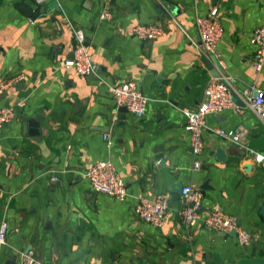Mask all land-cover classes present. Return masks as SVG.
I'll use <instances>...</instances> for the list:
<instances>
[{
  "label": "crops",
  "instance_id": "1",
  "mask_svg": "<svg viewBox=\"0 0 264 264\" xmlns=\"http://www.w3.org/2000/svg\"><path fill=\"white\" fill-rule=\"evenodd\" d=\"M33 6L32 0H0V78L20 77L0 94V108L15 110L0 128V223H7L0 264H19L26 250L45 264H236L264 256V160L253 157L264 150L248 145L264 135L248 106L257 91L264 94V66L254 69L249 42L264 22V0H46ZM212 8L223 29L222 65L213 66L228 80L234 105L205 116L201 165L193 169L184 112L204 99L214 79L196 48L194 20ZM104 11L107 20L99 17ZM138 24L158 25L163 34L139 40L132 31ZM73 28L86 35L95 65L88 76L63 66ZM124 80L135 81L148 98L143 116L115 109L110 89ZM36 116L39 125L29 124ZM238 127L253 152L242 153L216 133ZM105 159L127 187L123 201L92 191L84 176ZM205 182L210 188L202 194L201 216L217 210L235 216L252 235L248 245L201 222L184 228L180 195L172 199L171 191ZM160 193L169 194L170 203L156 227L133 209L140 196Z\"/></svg>",
  "mask_w": 264,
  "mask_h": 264
},
{
  "label": "built area",
  "instance_id": "2",
  "mask_svg": "<svg viewBox=\"0 0 264 264\" xmlns=\"http://www.w3.org/2000/svg\"><path fill=\"white\" fill-rule=\"evenodd\" d=\"M33 3H43L46 0H32ZM103 20L110 18V13L104 11L99 16ZM195 27L198 33L199 43L197 50L205 57L215 59L216 65H222L217 52V44L222 37L223 29L218 21L217 9L212 8L206 14H197L195 16ZM136 38L142 41H151L163 34V29L155 24H138L132 29ZM74 46L71 57L65 59L63 66L73 68L81 76H88L95 70L92 56L86 46L85 32L80 28H73ZM250 44L254 46L253 67L259 71L264 66V22L256 27L250 36ZM20 77H10L8 79L0 78V94L3 93L14 81ZM115 102V109L124 107L128 112L143 116L146 110L148 98L141 92L137 83L133 80H124L113 85L110 89ZM204 99L193 109H187L184 112V129L189 133L190 147L195 156L193 169H199L201 161L197 158L202 150V133L205 129V116L209 113H218L226 108L233 107V100L230 93L229 82L226 78H214L206 83L203 91ZM18 105H22L18 102ZM248 106L264 125V94L260 91L250 97ZM15 117L13 107L0 108V128L7 125ZM216 133L236 145L238 149L245 153L251 151L244 143V134L242 128L223 129L217 128ZM107 144H111L108 135H104ZM253 152V151H251ZM253 157L257 161L264 160V154L253 152ZM86 177L90 189L96 193H103L114 197L120 201L128 197L127 187L110 159L100 160L93 163L86 169ZM56 178H53L55 180ZM181 206L178 210L179 218L186 230H190L197 222L213 231L230 233L232 231L237 235L238 242L241 245H248L252 235L241 228L235 216L217 210L202 217L200 210L202 207L201 190L192 184L181 186L180 192ZM170 203V195L160 193L149 198L140 196L134 205V214L143 222L153 226L160 227L164 223L165 215ZM7 223H0V244L5 243ZM19 264H45L40 261L31 250H26L20 255ZM116 264H124L118 262Z\"/></svg>",
  "mask_w": 264,
  "mask_h": 264
},
{
  "label": "water",
  "instance_id": "3",
  "mask_svg": "<svg viewBox=\"0 0 264 264\" xmlns=\"http://www.w3.org/2000/svg\"><path fill=\"white\" fill-rule=\"evenodd\" d=\"M38 4L34 3L33 8H37ZM202 61L205 63L206 67L210 70L211 75L214 78H220V73L215 69V67L213 66V64L216 65L217 61L215 59L212 60V62L207 58V57H203ZM127 110L124 107H121L119 109V112L121 113V116L123 115V112H126ZM34 121L30 122L29 124H34V125H39L40 121H41V117L40 116H36L34 119ZM248 145L250 148H252L253 150H264V135H261L259 138H250L248 139ZM217 155L220 158H223L224 154L223 151L221 149H217L216 150ZM182 185H176L173 187L172 189V199H176L179 197V192L181 189ZM210 186L208 185L207 182H205L202 186H201V193L203 194V191L206 189H209ZM231 235L236 236L235 232L232 231L230 232ZM236 264H264V256H259V257H251V258H241L238 260V262Z\"/></svg>",
  "mask_w": 264,
  "mask_h": 264
}]
</instances>
